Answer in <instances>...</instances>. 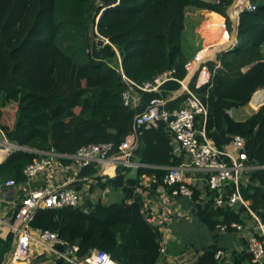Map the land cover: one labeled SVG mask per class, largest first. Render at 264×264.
<instances>
[{
  "label": "trees",
  "instance_id": "obj_1",
  "mask_svg": "<svg viewBox=\"0 0 264 264\" xmlns=\"http://www.w3.org/2000/svg\"><path fill=\"white\" fill-rule=\"evenodd\" d=\"M232 1L116 0L96 21L101 11L97 0H0V127L9 141L20 146L0 161V183L26 182L23 169L39 152L74 154L80 146L98 142H112L117 148L133 130L137 112L152 98H168L180 88L184 65L198 51L186 39V9L212 10L222 20L223 15L231 31L226 10ZM250 2L255 8L240 13L237 42L217 53L220 66L207 61L214 69L211 84L195 87L194 75L189 85L207 104L205 121L198 116L196 126H203L219 148L235 134L245 138L246 162L255 167L248 170L241 194L264 222V167H259L264 165V103L243 120L228 112L246 105L257 90L264 89V0ZM99 40L104 43L100 45ZM227 40L220 37L217 46L207 51L214 52ZM170 69L174 79L165 81L159 91L139 90L136 107L124 104L122 94L128 85L123 75L142 84ZM183 98L182 94L168 99L167 107H178ZM9 100L17 102L11 126L2 122L1 110ZM137 134L132 160L141 165L134 177L127 176L129 169L123 166L114 176L101 177L94 163L78 173L79 178L93 179L91 191L120 189V200L98 198L89 211L82 206L40 208L31 225L56 231L65 241L77 244L80 255L98 248L121 264H156L162 254L160 232L143 215L135 186L142 174H154L159 183L168 167L182 159L174 154L163 124L138 128ZM61 161L68 165L72 160ZM84 183L79 179L69 185L81 189ZM197 196L194 190L193 197ZM194 214L210 231H216L219 223L245 224L250 217L244 206L235 211L214 207L211 200L205 205L195 203ZM229 232L235 231L229 227ZM218 239L216 232L194 264H219L214 258L216 250L222 249ZM11 243V233L0 238V261ZM233 255L234 264H253L247 252ZM64 262L59 258L55 264Z\"/></svg>",
  "mask_w": 264,
  "mask_h": 264
},
{
  "label": "built area",
  "instance_id": "obj_2",
  "mask_svg": "<svg viewBox=\"0 0 264 264\" xmlns=\"http://www.w3.org/2000/svg\"><path fill=\"white\" fill-rule=\"evenodd\" d=\"M255 6L248 0L246 6L240 10L254 9ZM232 44L221 46L222 49L232 48L237 40ZM218 48V49H220ZM208 46H203L195 52L185 63L186 75L178 79L180 84V95L184 98L180 105L170 109L167 107L169 98H152L147 106L134 115L133 130L125 139L114 147L112 142L88 143L80 146L74 154H61L54 150L39 152L40 156L27 164L23 173L26 182L33 179L43 178L46 180L43 186L29 189L18 202L14 203L11 220L8 222L9 231L13 234V249L9 261L5 255L0 264H10L13 260H20L30 263L32 253H50L55 259H63L68 264H121L114 260L109 253L98 248H92L85 255L78 254L79 246L75 243H69L62 239L56 231L34 227L30 221L34 213L40 208H60L64 206L78 207L84 203L82 188L77 189L70 186L69 183L83 179L86 188L89 190V184L93 182L92 178H79L78 173L83 166L94 163L99 176H110L109 169L123 167H138L141 165L138 161L132 160L134 150L138 145V128H156L163 124L167 135L173 144V152L181 155L182 161L175 166L168 167V171L157 183V177L154 174H143L139 176L136 191L154 190L156 193L164 195H185L191 197L193 194L192 183L195 179H190L187 170H198L203 173L200 180L204 181L206 190L197 202L205 205L212 201L214 207H224L234 209L235 211L244 206L247 208L250 217L245 224L232 222L229 226L223 223L216 225L219 233L229 232V227L235 233L242 234L246 239V252L250 254V261L253 264H264V223L261 218L252 211L247 200L241 194V185L248 182V170L252 167L247 160L245 152V138L235 134L230 141L219 148L214 141L209 138L203 126H196V118L202 117L203 122L207 115V104L193 90L189 83L188 76L197 73V79L194 82L195 87L203 84H211L214 75V69H210L207 61H215V67L220 66L217 61V50L210 53ZM205 50L203 54L201 51ZM173 70H165L156 75L152 80L145 81L142 84L135 83L123 75L128 87L123 92V102L125 105L136 107L139 104L140 96L138 91H159L161 85L170 79ZM262 90H257V92ZM231 114V110H228ZM4 136V137H3ZM20 146L9 141L0 127V150H6L1 160L7 153L19 149ZM181 152V153H180ZM61 158H69L76 165L74 176L66 180L56 182L55 178L63 173L65 168ZM258 167V166H257ZM264 167V165L259 166ZM110 169V170H111ZM69 180V181H68ZM194 180V181H193ZM157 183V185H156ZM20 183L13 179H7L0 183V193H5L7 188H16ZM202 188V187H201ZM203 189V188H202ZM87 191V190H86ZM101 199V197H100ZM171 211L165 210L164 215L169 217ZM174 213V212H173ZM152 215V216H151ZM150 222L158 230L164 231L165 219H161L157 213L150 214ZM2 218L0 217V224ZM164 251L163 247L160 248ZM230 254L223 249H217L214 258L219 264H228Z\"/></svg>",
  "mask_w": 264,
  "mask_h": 264
},
{
  "label": "crops",
  "instance_id": "obj_3",
  "mask_svg": "<svg viewBox=\"0 0 264 264\" xmlns=\"http://www.w3.org/2000/svg\"><path fill=\"white\" fill-rule=\"evenodd\" d=\"M205 1H214V0H205ZM194 10L190 13L188 10L185 12L187 16L196 12L204 13L207 11L203 8H193ZM208 15V12L206 13ZM210 16V15H209ZM210 18V17H209ZM206 16V20H209ZM201 25V24H200ZM200 34V38H203V34ZM204 40V39H203ZM202 40V41H203ZM205 42V41H204ZM197 79V73H195ZM194 76V75H193ZM193 76H188L187 79H192ZM263 91L258 93L254 98L261 97L260 103L257 108L263 103ZM181 93L180 89H177L171 92L168 96L169 99H174L178 97ZM251 100V101H252ZM250 101V102H251ZM248 102L247 104H249ZM256 108V109H257ZM252 109V108H251ZM256 109L248 110L246 105L235 108L231 110V115L237 120H243L248 115L253 113ZM172 150H173V144ZM181 153V152H180ZM176 155V153H174ZM184 160L183 152L181 155H177ZM2 161V160H0ZM65 168L63 173L58 175L55 178L56 182L60 180H66L74 176L76 172V165L74 161H71L70 164H64ZM129 170L126 172L127 176L134 177L136 175L137 167H126ZM111 169V168H110ZM110 176L116 174V169H111ZM98 171V170H97ZM97 174V173H96ZM187 176L190 179H195V183H192L193 194L191 197L185 195H164L162 193H156L154 190H142L136 191L141 197V211L143 215L150 221V214H155L161 218L165 219L164 231L160 232V246L163 247L164 251L162 252L159 261L156 264H194L199 255L202 253L205 246L210 244L213 241L214 234L217 232L219 235L218 243L223 250L228 252L230 255L228 264H234L233 253L234 252H246V239L242 234L235 232H223L219 233L216 231H210L205 225H203L198 217L194 214V204L198 203L197 200L201 197L202 190L203 193L206 190L204 181L200 180L203 177V173H199L198 170L190 169L186 172ZM143 175V174H142ZM141 176V175H139ZM138 176V178H139ZM69 181V180H68ZM194 181V180H193ZM46 180L43 178L33 179L29 182L20 183L16 188H7L5 193H0V217L3 221L0 224V238L5 239L9 233L8 222L11 220L13 206L15 202H18L21 197L31 188L43 186ZM203 189H202V188ZM86 186H82L83 200L82 205L85 211H89L96 200L98 199L99 193H101V200L106 202L118 201L122 197V192L120 189H111L106 187L105 189L95 188L94 190L85 189ZM87 190V191H86ZM194 190L198 191L197 198H194ZM170 215L168 218L164 215V211H169ZM174 212V213H173ZM264 223V222H263ZM12 234V233H11ZM13 239L12 234V243L11 249L7 251L4 256H7L9 261L11 257V252L13 249ZM32 260L30 263L13 260L10 264H55V259L50 253H32ZM3 256V258H4ZM3 261V259L1 260ZM63 264H68L64 262Z\"/></svg>",
  "mask_w": 264,
  "mask_h": 264
},
{
  "label": "rangeland",
  "instance_id": "obj_4",
  "mask_svg": "<svg viewBox=\"0 0 264 264\" xmlns=\"http://www.w3.org/2000/svg\"><path fill=\"white\" fill-rule=\"evenodd\" d=\"M192 9H193V7H188L186 10H188L190 13H192L194 11ZM205 10H207V9H205ZM228 10H229V8L226 10V12ZM210 11H212V10L204 11V13H200L198 11V12L193 13L191 15L189 14L186 18V21H185L186 39H188L190 41V43H192V45L196 48V51L200 50L203 46H208V49L214 48L215 46H217L216 43H217V41H219L220 37H226L228 39L223 45H225L227 43L232 44L229 40V36H230V32L235 30V25H236L235 22L229 16L231 19V22H232V30L228 31L226 29V26L224 23V21H225L224 16L221 15L223 17V20H222L220 16H218L217 14L212 13ZM207 12H208V15H206ZM206 16L208 18L210 17L209 20L205 19ZM199 33L203 34L202 39L200 38ZM227 33L229 35H227ZM220 49H222V48H220ZM220 49L216 48L214 50V52L216 50L219 51ZM16 107H17V102L15 100L6 101L1 105L2 122L4 124H7L9 126L12 125L14 117H15ZM246 108L248 110H252L248 104H246ZM100 196H101V193H99L98 198H100ZM106 202H109V201H106Z\"/></svg>",
  "mask_w": 264,
  "mask_h": 264
},
{
  "label": "bare ground",
  "instance_id": "obj_5",
  "mask_svg": "<svg viewBox=\"0 0 264 264\" xmlns=\"http://www.w3.org/2000/svg\"><path fill=\"white\" fill-rule=\"evenodd\" d=\"M247 2H248V0H235V3H234V5L230 8V10H229V15H230V17H231V19H233V21L235 22V23H237V19H238V14H239V12H240V10L241 9H243L245 6H246V4H247ZM261 92V91H260ZM260 92H258V93H260ZM257 93V94H258ZM256 94V95H257ZM262 94H263V102H264V92H262ZM253 99V98H252ZM251 99V100H252ZM250 100V101H251ZM260 100H261V97H258V98H254V100H252L248 105H249V107L250 108H252V109H256L257 108V106L259 105V103H260ZM5 151L6 150H0V153H5ZM3 154L2 155H0V156H3Z\"/></svg>",
  "mask_w": 264,
  "mask_h": 264
},
{
  "label": "water",
  "instance_id": "obj_6",
  "mask_svg": "<svg viewBox=\"0 0 264 264\" xmlns=\"http://www.w3.org/2000/svg\"><path fill=\"white\" fill-rule=\"evenodd\" d=\"M97 1L100 2L101 11H100V13L98 14V16L96 17V21L99 19L100 14H101L102 11H104L105 9H108V8L114 6L115 3H116V0H97ZM117 1H118V0H117ZM234 3H235V0H233L232 3L230 4V6L228 7L229 10H230V7L234 5ZM229 10L227 11V12H228L227 15H229ZM229 16H230V15H229ZM230 39H231L232 41L237 40V29H235V30H233V31L230 32ZM106 41H108V40H106ZM98 43L101 45V44L104 43V41H103V40H99ZM222 50H227V49H220L218 52H220V51H222ZM218 52H217V53H218ZM216 56H217V54H216ZM260 90L264 91V89H260ZM256 92H257V91H256ZM256 92H255V93H256ZM255 93H254V94H255ZM254 94H253V95H254ZM253 95H252V97H253ZM252 97H251V99H252ZM251 99H250V100H251ZM263 103H264V102H263ZM263 103H262V104H263ZM7 155H8V153H7ZM7 155H6V156H7ZM6 156H5V157H6Z\"/></svg>",
  "mask_w": 264,
  "mask_h": 264
}]
</instances>
